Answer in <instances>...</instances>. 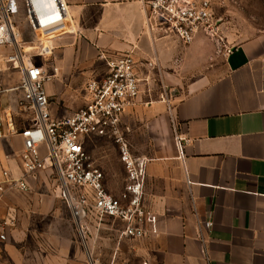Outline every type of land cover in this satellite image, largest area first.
I'll use <instances>...</instances> for the list:
<instances>
[{"label": "crops", "instance_id": "crops-1", "mask_svg": "<svg viewBox=\"0 0 264 264\" xmlns=\"http://www.w3.org/2000/svg\"><path fill=\"white\" fill-rule=\"evenodd\" d=\"M67 2L72 29L38 61L49 72L58 69L45 84L52 115L60 119L83 107L86 84L108 73L102 54L114 59L131 53L143 79L138 102L125 112L122 126L132 154L149 160L143 203L158 216L159 234L120 238L106 221L97 235L103 241L111 229L116 241L109 261L96 256L99 264H264V1L239 0L237 16L228 21L222 73H198L181 88L180 69H200L207 60L204 50L211 53L204 36L185 46L174 36L150 32L140 0ZM215 14L222 17L218 7ZM27 45V52L36 48ZM94 139L110 138H91L86 149L103 172L106 189L119 197L124 166L110 163L104 150L93 152ZM10 143L23 149L19 134ZM53 203L8 190L0 197V235L9 225L8 239L20 237L28 213ZM6 240L0 239V264L4 256L18 259Z\"/></svg>", "mask_w": 264, "mask_h": 264}, {"label": "built area", "instance_id": "built-area-1", "mask_svg": "<svg viewBox=\"0 0 264 264\" xmlns=\"http://www.w3.org/2000/svg\"><path fill=\"white\" fill-rule=\"evenodd\" d=\"M216 1L140 0L150 32L174 36L185 46L192 45L199 35L216 38L223 18L216 16L215 9L232 0ZM21 24L29 30L33 44L49 45L53 49L54 42L72 29L68 2L0 0V47L12 50L6 59L16 62L15 69L20 71L21 78L14 90L22 91L20 103L29 112L24 129L17 131L13 121L10 126L23 139L21 176L16 178L8 168L0 167V192L29 193V179L42 171H50L57 180L56 196L70 212L81 243L87 249L88 263L99 264L89 251L91 227L100 230L110 221L120 238L132 240L159 234L158 216L143 203L149 160L132 154L127 130L122 126L123 115L137 104L141 95L140 63L131 53L114 59L102 54L108 73L86 84L82 108L58 119L51 113L45 88L46 82L56 77L58 69L54 67L49 72L36 62V57L46 58L34 54L37 48L30 52L24 50ZM145 65L155 68L151 62ZM2 119L0 112V141L6 137ZM94 137H108L117 145L126 172L119 197L106 189L105 176L95 167L86 149L87 142ZM176 140L182 151L179 136ZM43 146L45 152H42ZM212 226L210 221L205 223L207 229ZM0 239L4 241L5 234Z\"/></svg>", "mask_w": 264, "mask_h": 264}, {"label": "rangeland", "instance_id": "rangeland-1", "mask_svg": "<svg viewBox=\"0 0 264 264\" xmlns=\"http://www.w3.org/2000/svg\"><path fill=\"white\" fill-rule=\"evenodd\" d=\"M239 6V0H232L226 6L218 7L219 16L223 17L218 35L215 39H210L202 35L208 45L211 46V53H208L207 49L206 51L204 50L207 60L201 63L200 69L190 71L189 73H186L187 71L185 69H180L179 88L197 78L198 73H212V75L215 76L222 73L223 55L229 47L228 44L225 43V34H227L231 27L228 21L231 19L230 17L237 16L233 11H237ZM226 10H231L232 13H228V15L224 17V11ZM20 31L22 35L21 45L23 47L27 48V43H32V45L37 48L34 54H39L41 56H48V54L52 52V48L49 45L33 44V42H31L32 39L29 30L24 24L20 25ZM24 50L26 51L25 48ZM11 51L10 49L0 47V112L3 116V131L6 134V137L2 139L3 144L0 145V167L8 168L14 175V172L18 174L19 171L20 174L22 170V147L20 146L17 148L10 143V139L14 136V132L10 127L12 124L11 121H13L17 131H20L28 124L29 112L21 106V100L19 101V90H14L20 83V71L16 70L13 65L6 61ZM35 61L38 62L39 58L36 57ZM47 84L49 83L46 82V85ZM49 100L51 102L50 97ZM90 146L93 152L104 150L108 154L110 163L117 167L122 166L119 160L117 145L112 139H94L90 142ZM42 152H45L44 146ZM29 180L31 184L29 193H22L17 190L13 191L17 193L18 196L23 195L30 200L31 197L37 196L40 202L49 199L54 203L50 209L43 208L38 212L28 213L27 221H25L23 233L20 237H15L11 240L8 239L9 225L4 226L6 228L3 234L6 236V242L12 244L9 245L15 247L18 254V259L15 262L9 259L10 257L4 256V264H43L45 261L56 262V264H67V262L70 264H89L87 249L84 244L81 243L70 212L56 196L55 190L57 180L55 175H51L46 170ZM5 193L6 192H0V197L4 196ZM108 230L110 231H108L107 236L102 241L100 235H97L96 228L91 227L88 245L89 251H91L94 258H96V256H102L104 260H110L112 247L116 240L115 236H112V233L115 234V232H113L114 230ZM102 242L105 244L104 246ZM99 249L102 251L101 253L98 251Z\"/></svg>", "mask_w": 264, "mask_h": 264}, {"label": "bare ground", "instance_id": "bare-ground-1", "mask_svg": "<svg viewBox=\"0 0 264 264\" xmlns=\"http://www.w3.org/2000/svg\"><path fill=\"white\" fill-rule=\"evenodd\" d=\"M25 49H26V51H27V48L26 47H24ZM6 61L8 62V63H10L11 65H13L15 68H16V62L14 61V60H9V59H6ZM10 125V124H9Z\"/></svg>", "mask_w": 264, "mask_h": 264}]
</instances>
